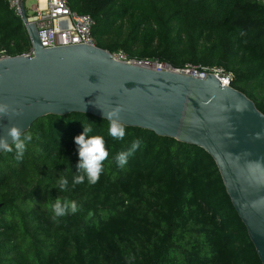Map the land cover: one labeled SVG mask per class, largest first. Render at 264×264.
Instances as JSON below:
<instances>
[{
    "label": "trees",
    "instance_id": "1",
    "mask_svg": "<svg viewBox=\"0 0 264 264\" xmlns=\"http://www.w3.org/2000/svg\"><path fill=\"white\" fill-rule=\"evenodd\" d=\"M89 14L95 45L133 57L224 67L230 86L264 114V0H67ZM205 36L185 48L174 28ZM18 16L0 0V48L26 52ZM104 138L109 157L95 184L72 186L74 137ZM73 112L48 114L28 128L22 158L0 153V264H262L212 157L201 147ZM141 146L118 166L114 157ZM68 179L66 191L55 186ZM76 201L75 214L55 217V199Z\"/></svg>",
    "mask_w": 264,
    "mask_h": 264
},
{
    "label": "water",
    "instance_id": "2",
    "mask_svg": "<svg viewBox=\"0 0 264 264\" xmlns=\"http://www.w3.org/2000/svg\"><path fill=\"white\" fill-rule=\"evenodd\" d=\"M20 20L33 53L0 59V103L22 112L0 117V135L9 124L25 132L48 114L108 120L104 112L119 108L125 126L199 146L214 160L264 264V114L254 102L213 74L144 68L96 45L43 47L22 2Z\"/></svg>",
    "mask_w": 264,
    "mask_h": 264
},
{
    "label": "built area",
    "instance_id": "3",
    "mask_svg": "<svg viewBox=\"0 0 264 264\" xmlns=\"http://www.w3.org/2000/svg\"><path fill=\"white\" fill-rule=\"evenodd\" d=\"M30 6H26V0H6L8 8L20 18V3H23L27 22L36 27L39 41L43 47H56L72 44L95 45L92 35L94 21L89 14L79 13L71 9L67 0H35ZM31 46L22 53L32 55ZM112 56L126 63L157 71L167 70L187 76L205 79L207 74L216 76L222 85H230L231 72L221 67L204 66L200 64L186 63L176 67L168 62L154 57H133L123 50L110 52ZM10 56L5 48H0V59Z\"/></svg>",
    "mask_w": 264,
    "mask_h": 264
},
{
    "label": "clouds",
    "instance_id": "4",
    "mask_svg": "<svg viewBox=\"0 0 264 264\" xmlns=\"http://www.w3.org/2000/svg\"><path fill=\"white\" fill-rule=\"evenodd\" d=\"M105 117L109 120L108 134L116 140H123L126 136V127L124 122L120 119L119 108H114L109 112H104ZM22 112L11 108L5 103H0V117H8L10 115H21ZM92 132L91 126L85 127L81 134L74 137L76 145H78V163L77 171L72 180V186L82 184L85 181L89 184H95L103 170L104 162L109 157V151L106 147L105 140L100 135L89 136L87 133ZM31 133L24 132L18 125L9 124L5 130L4 135H0V150L4 152H11L13 147L16 150V158L23 157L26 151L27 144L31 141ZM142 141L135 139L132 141L130 148L126 152L118 153L114 159L118 166H124L128 158L132 156L135 151L141 146ZM68 186V179L61 177L58 184L55 186L60 191H66ZM80 205L76 201H62L59 198L51 206V210L55 217H62L69 213L75 214L80 210Z\"/></svg>",
    "mask_w": 264,
    "mask_h": 264
},
{
    "label": "rangeland",
    "instance_id": "5",
    "mask_svg": "<svg viewBox=\"0 0 264 264\" xmlns=\"http://www.w3.org/2000/svg\"><path fill=\"white\" fill-rule=\"evenodd\" d=\"M35 2H36L35 0H26L25 4L26 6H30L34 4ZM174 33H176L175 34L176 40L179 42L181 46H184L185 48H188V46L192 43L197 42L198 45H202L206 41L205 36H199L197 33L187 34L180 27H175ZM219 67L224 69V67L222 66H219Z\"/></svg>",
    "mask_w": 264,
    "mask_h": 264
},
{
    "label": "bare ground",
    "instance_id": "6",
    "mask_svg": "<svg viewBox=\"0 0 264 264\" xmlns=\"http://www.w3.org/2000/svg\"><path fill=\"white\" fill-rule=\"evenodd\" d=\"M41 2L43 1V0H40Z\"/></svg>",
    "mask_w": 264,
    "mask_h": 264
}]
</instances>
